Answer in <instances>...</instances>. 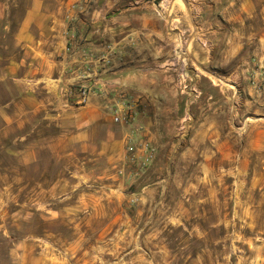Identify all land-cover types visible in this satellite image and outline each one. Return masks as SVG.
I'll use <instances>...</instances> for the list:
<instances>
[{
  "label": "rangeland",
  "instance_id": "374dc122",
  "mask_svg": "<svg viewBox=\"0 0 264 264\" xmlns=\"http://www.w3.org/2000/svg\"><path fill=\"white\" fill-rule=\"evenodd\" d=\"M28 1L0 0V69ZM249 22L236 25L247 38L235 79L194 89L189 59L172 58L189 110L150 128L158 154L144 169L126 144L116 163L40 113L23 123L17 86L0 80V264L59 248L90 264H264V17Z\"/></svg>",
  "mask_w": 264,
  "mask_h": 264
},
{
  "label": "crops",
  "instance_id": "0c3cea01",
  "mask_svg": "<svg viewBox=\"0 0 264 264\" xmlns=\"http://www.w3.org/2000/svg\"><path fill=\"white\" fill-rule=\"evenodd\" d=\"M56 1H28L14 34L19 52L3 63L0 80L17 86L23 123L40 113L69 131L65 140L116 163L124 159L129 131L114 120L124 100L135 102L134 122L153 142L150 128L189 110L178 97L183 80L172 58L189 59L194 89L204 78L214 84L218 77L235 79L244 72L239 57L247 38L237 22L246 26L249 18L264 17V0ZM229 65L223 76L214 74ZM81 87L88 91L86 104ZM110 146H117L116 155L109 156ZM78 253L42 250L40 264H90Z\"/></svg>",
  "mask_w": 264,
  "mask_h": 264
},
{
  "label": "built area",
  "instance_id": "2783aa9c",
  "mask_svg": "<svg viewBox=\"0 0 264 264\" xmlns=\"http://www.w3.org/2000/svg\"><path fill=\"white\" fill-rule=\"evenodd\" d=\"M80 93V103L86 104L88 102L87 88L81 87ZM135 107V102L124 100L115 110L114 120L126 123L129 126V131L125 137V144L130 152V160L135 163L138 162L139 168L144 169L155 160L158 149L151 141L141 137L142 127L134 122Z\"/></svg>",
  "mask_w": 264,
  "mask_h": 264
}]
</instances>
